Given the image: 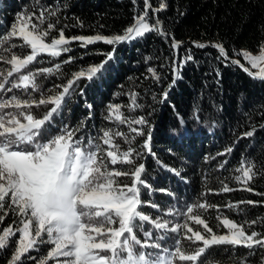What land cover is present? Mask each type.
Returning <instances> with one entry per match:
<instances>
[{
  "label": "trees",
  "instance_id": "obj_1",
  "mask_svg": "<svg viewBox=\"0 0 264 264\" xmlns=\"http://www.w3.org/2000/svg\"><path fill=\"white\" fill-rule=\"evenodd\" d=\"M149 3L148 22L153 24L158 19L167 38L150 32L144 37L115 45L98 41L81 46L80 41L71 40L63 46L70 51L62 52L59 57L37 56L21 73L6 80L11 84L17 82L20 74L51 68V73L36 76L38 91L32 92L31 87L28 92L23 89L0 91V97L11 94L27 98L31 94L39 100L41 96L58 95L67 81L74 78V73L99 66L112 52V59L93 80L80 78L72 86L51 123L52 133L63 125H82L77 133L82 141L96 139L104 130L119 131L124 137L131 138V145L123 137H114V143L120 146L121 151L132 147L141 155L132 157L133 164L118 163L110 167L128 171L139 163L145 164L142 178L150 187H141V200L151 201L159 208L146 206L141 211L153 218L161 216L172 224L184 223L182 215L167 216L165 213L169 210L183 213L187 206L204 203L213 207L194 208L193 215L198 214L205 219L214 233H227V229L220 225L219 217L244 224L248 234L256 231L264 235V79L254 78L253 68L236 55L243 50L257 52L264 46V0H149ZM161 3L167 6L161 11H152ZM144 8V0H135V3L133 0H0V37L6 34L7 23L19 14L35 13L39 16L42 10L57 13L49 16L42 26L47 29L48 23L55 25L45 42L58 38L61 29L69 39L97 34L111 37L124 34L135 23L138 14H143ZM173 39L180 42L178 49L171 47ZM21 43L20 39L0 43V56L27 55L28 47H11ZM196 44L223 45L230 59L240 60L254 75L219 57L218 49L211 46L199 48ZM5 48L8 52L4 51ZM188 55L192 60L183 65L180 79L169 89L174 76L173 61H182ZM70 58L71 62H68ZM0 67L6 69L10 65L0 60ZM149 68L155 70L159 81L152 78ZM57 85L61 87L57 88ZM54 88L60 91L56 93ZM164 91H168L166 100H163ZM131 93L137 94L139 106L135 109L132 108ZM110 104L120 105L123 117L128 119L143 116L148 125L132 127H143L145 135L136 136L128 124L106 119ZM52 107L54 105L51 104L33 106L30 111L37 118H42ZM253 129L251 137L240 138ZM149 130L154 155H148L142 149ZM102 147L107 149L108 146ZM228 148L232 149L229 154L218 155ZM242 161L252 165L255 172L247 185L234 179V176L242 175L235 171ZM118 179L130 182L127 177ZM225 184L232 190L222 191ZM246 187L252 191L245 190ZM7 210L6 204L4 211ZM4 211H0V216ZM20 219L9 211V215L0 222V228L10 225L16 228ZM252 221L256 223L248 228L246 222ZM187 223L194 230L204 232L202 226L195 225L193 221L188 220ZM144 230L155 232L151 224H145ZM136 234L144 239L140 228ZM160 235L166 237L160 241L163 246L171 249L181 233H156V237ZM14 239L10 240L11 247L0 250V264H9ZM181 245L189 254L202 246L201 242L193 244L183 239ZM44 246L37 245L16 264H40ZM245 258L246 264H264V248L249 250L244 246H212L197 262L177 260L176 264H244ZM48 264H56V261L50 259Z\"/></svg>",
  "mask_w": 264,
  "mask_h": 264
},
{
  "label": "snow or ice",
  "instance_id": "obj_2",
  "mask_svg": "<svg viewBox=\"0 0 264 264\" xmlns=\"http://www.w3.org/2000/svg\"><path fill=\"white\" fill-rule=\"evenodd\" d=\"M133 2L135 3V0ZM144 6L143 14H138L135 23L128 27L124 34L111 37L97 34L69 39L61 29L58 38H52L50 42H45V38L49 36L55 25L48 23L47 29H43L42 26L46 19L55 16L56 12L42 10L39 16L35 13L19 14L12 25V30L0 37V43L7 44L12 39H20L21 44H12L11 47H30L31 52L23 57L19 54H12L10 58L0 56V60H5L11 65L5 80L21 73V70L33 63L39 54L47 53L51 57H59L62 52L70 51L68 47L63 46L68 45L71 40L80 41L81 46L98 41L115 45L144 37L150 32H156L167 38L158 19L153 24L148 22V12L151 7L149 0H144ZM166 6L161 3L158 9L152 11H161ZM195 46L214 47L218 49L219 57L240 66L249 75H254L248 67L241 64L240 60L230 59L221 44ZM171 47L178 49L180 42L173 39ZM4 51L8 52V48ZM236 55L241 56L254 69L260 62H264V46L259 49L258 55H253L247 50L239 51ZM112 57L113 53L110 52L107 59L99 66L74 73V78L67 81V85L63 86L58 95L47 98L41 96L39 100L34 99L31 94L27 98L17 95L0 97V211H4L6 204L8 208L4 211V215L0 216V222L11 211L21 217L19 225H22L16 231H13V225H10L4 228L3 234L0 235V250H3L11 247L10 238L15 237L16 232L19 233L18 246L15 247L9 264H16L30 250H35L37 245L45 243L54 246L47 252V256L41 259L40 264H48L50 259H56V264H176L177 260L197 262L198 258L206 254L212 246H244L249 250H254L256 247L264 248V235L256 231L248 234L244 224L228 218L217 217L220 225L228 230L227 233H214L205 219L198 214L193 215L194 208L213 207L204 203L187 206L186 212L183 213H174L172 210L165 213L167 216L182 215L185 218L184 223L172 224L170 220H164L161 216L153 218L143 213L141 209L146 206L159 208L151 201L141 200V187H150L142 178V174L146 171L145 164L139 163L128 171L110 167L118 163L133 164L132 157L141 155L132 147L121 151L120 146L114 143V137H123L125 142L131 145L132 139L124 137L122 132L113 133L104 130L98 138H89L86 141H82L77 136L82 125L77 127L63 125L55 134L52 133L51 123L54 116L75 82L84 77L89 81L93 80ZM190 60L192 56L188 55L182 61H173L174 76L169 89L175 85L176 80L180 79L181 68ZM68 62H71V58ZM56 67L58 69L59 65ZM148 71L152 74V78L159 81L160 77L154 69L149 68ZM51 72V68H45L36 73L20 74L18 81L12 83L10 88L6 87V83L0 82V91L12 92L13 89H23L24 92H28L31 87V91L36 92L39 89L35 83L36 76ZM254 78L264 79V68H260ZM162 95L163 100H166L168 91H164ZM136 97V93H131L133 109L139 106ZM46 104L54 107L42 118H37L30 111L33 106ZM88 107L92 106L88 105ZM120 109V105H108L106 119L110 121L115 119L120 124H128L132 133L136 136H144L143 127L137 128L132 125L147 126L148 121L143 116L136 119L123 117ZM254 131L255 129L245 132L240 138L251 137ZM151 138L152 134L149 130L142 145V149L146 150L148 155H154L151 150ZM102 145L108 146L107 149ZM231 151L232 149L228 148L218 155H227ZM235 171L242 175H236L234 179L245 185L255 175L253 166L245 161H242ZM120 177H127L130 182H121L118 179ZM231 190L227 184L222 188L225 192ZM245 190L252 191L247 187ZM247 203L254 202L247 201ZM188 220L202 226L204 232L194 230L187 223ZM15 223L14 221V225ZM246 223L248 228H251L256 221ZM145 224H151L155 232L144 230ZM137 228L143 231V240L137 236ZM156 233H181V236L175 239V245L170 249L165 248L160 242L166 237L164 235L156 237ZM182 239L193 244L201 242L202 246L189 254L182 248Z\"/></svg>",
  "mask_w": 264,
  "mask_h": 264
},
{
  "label": "rangeland",
  "instance_id": "obj_3",
  "mask_svg": "<svg viewBox=\"0 0 264 264\" xmlns=\"http://www.w3.org/2000/svg\"><path fill=\"white\" fill-rule=\"evenodd\" d=\"M17 17L18 16H16V18L14 19V20H10L8 23H7V30H6V33H8V32H10L11 30H12V25L16 22V20H17ZM29 48V53L28 54H30V52H31V49H30V47H28ZM251 54H253V55H258L259 54V51H257V52H250ZM43 54H47V53H43ZM43 54H39L38 56H40V55H43ZM10 68H11V65H10ZM10 68L8 67V68H3V67H0V82H4V83H6V87H9V85H11V84H8L7 82H6V80H5V77H6V73H7V71L8 70H10ZM260 68H264V62H260L259 64H258V67L257 68H254L253 69V73L254 74H256V73H258L259 72V70H260ZM25 74V73H24ZM18 81V80H17ZM54 90H56V93H58L60 90L59 89H56V88H54ZM60 93V92H59ZM58 93V94H59ZM2 94V93H1ZM11 96V94H9L8 96H6L5 98H8V97H10ZM56 133V132H55ZM55 133H53V134H55ZM22 225H19L18 227H21ZM9 227V226H8ZM18 227H16V228H13V231H16V229L18 228ZM4 228H7V227H4ZM4 228H0V235H2L3 234V229ZM228 231V230H227ZM18 237H19V233L18 232H16V236H15V239L13 240V249L15 250V247L16 246H18V243H17V241H18ZM10 240H12V238H10ZM46 246V247H45ZM45 249L43 250V259L47 256V252L51 249V247H53L54 245H50V244H47V243H45ZM14 250H13V255H14ZM62 259V258H61ZM54 261H56V259H54Z\"/></svg>",
  "mask_w": 264,
  "mask_h": 264
}]
</instances>
